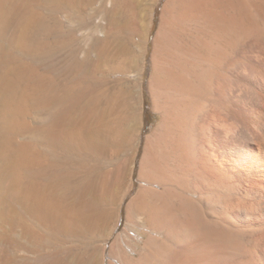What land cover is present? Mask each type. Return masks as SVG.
<instances>
[{
	"label": "rangeland",
	"instance_id": "obj_1",
	"mask_svg": "<svg viewBox=\"0 0 264 264\" xmlns=\"http://www.w3.org/2000/svg\"><path fill=\"white\" fill-rule=\"evenodd\" d=\"M167 1L0 0V264H99L136 99L141 142L160 121L150 81Z\"/></svg>",
	"mask_w": 264,
	"mask_h": 264
},
{
	"label": "bare ground",
	"instance_id": "obj_2",
	"mask_svg": "<svg viewBox=\"0 0 264 264\" xmlns=\"http://www.w3.org/2000/svg\"><path fill=\"white\" fill-rule=\"evenodd\" d=\"M154 46L160 121L141 142L138 97L99 264H264V0H168Z\"/></svg>",
	"mask_w": 264,
	"mask_h": 264
}]
</instances>
